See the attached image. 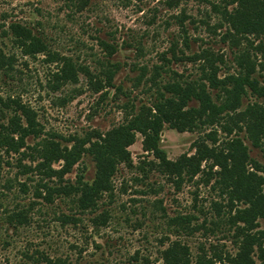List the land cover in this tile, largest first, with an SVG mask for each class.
Here are the masks:
<instances>
[{
    "label": "rangeland",
    "instance_id": "rangeland-1",
    "mask_svg": "<svg viewBox=\"0 0 264 264\" xmlns=\"http://www.w3.org/2000/svg\"><path fill=\"white\" fill-rule=\"evenodd\" d=\"M234 6L227 0H0V52L5 62H11L0 68V95L30 104L45 129L64 139L92 130L105 133L127 120L130 108L125 104H149L159 85L199 78L203 52L223 58L217 64L219 75L224 76L238 71L236 58L245 51L264 85V35H251L249 42L240 38L237 45L223 39L224 11ZM12 23L32 28L48 50L25 54L13 36H5ZM103 40L117 51L110 54ZM117 62L120 68L113 81L120 90L99 89L97 80L105 83ZM160 67L156 86L150 78ZM253 101L263 102L250 92L243 107ZM218 129V142L207 144L221 150L229 136ZM204 133L165 125L160 145L171 160H177L194 154L193 143ZM239 135L251 158L264 165V143L255 147L245 130ZM143 139L137 133L128 147L130 162L118 165L113 188L97 208L79 212L69 199H57L51 205L43 201L36 204L29 224L14 230L0 223V264L43 263L26 253L50 256L57 264H165L162 252L174 240L186 243L193 256L201 251L214 257L235 252L236 225L230 215L245 204L232 200L216 161H202L193 177H177L150 163L157 159L145 150ZM0 170L4 202L0 215L17 199L37 200L21 194L14 199V190L3 183L17 168L3 161ZM81 171L88 181L94 179L96 163L91 156H83L68 177L74 181ZM62 214H74L77 223L61 221ZM259 222L263 228L264 217ZM253 256L255 264H264L257 249ZM223 259L214 258L228 261Z\"/></svg>",
    "mask_w": 264,
    "mask_h": 264
},
{
    "label": "trees",
    "instance_id": "trees-1",
    "mask_svg": "<svg viewBox=\"0 0 264 264\" xmlns=\"http://www.w3.org/2000/svg\"><path fill=\"white\" fill-rule=\"evenodd\" d=\"M227 1L235 6L231 11H224L227 24L224 40L231 39L237 45L240 38L249 42L251 35H264V0ZM4 33L6 37L13 36L27 55L48 50L47 43L35 35L32 28L20 23L10 24ZM101 42L109 48L110 54L117 51L115 45L104 40ZM212 56L203 52L205 63L197 79L176 80L158 86L157 77L162 67L157 68V73L150 78L152 84L158 86L151 102H143L139 106L132 104L131 107L125 104L126 108H130L127 120L105 133L92 130L84 135L75 134L63 139L60 134L45 129L37 111L30 104L17 97L4 98L0 95V169L3 161L17 168L13 177L5 178L3 186L14 190V199L20 194L37 199L29 202L17 199L11 208L7 207L0 215V223L14 230L29 224L36 204L43 201L51 205L57 199H69L76 204L79 212L97 208L99 200L113 188L118 165L130 162L128 147L140 133L144 137L145 150L152 152L157 159L150 163L177 177H193L200 171L202 161L214 159L220 168L218 173L229 187L232 200L245 204L237 213L230 215V221L236 225L235 252L214 257L201 251L193 256L186 243L174 240L162 252L165 264H255V249L259 258H264V227L261 228L259 222V218L264 217V165L251 158L244 138L239 135L245 130L252 144L262 147L264 85L255 74V63L250 61L245 51L236 58L240 67L238 71L224 76L219 75L220 66L217 64L218 60L223 62V58ZM113 65L115 68L107 74L105 83L97 80L101 85L99 89L111 87L120 90V86L117 87L113 81L120 63ZM7 66H11V62H5L4 54L0 52V68ZM68 71H73L71 65ZM142 77L137 81L140 82ZM250 92L262 98L263 102H248L243 107L244 98ZM165 125L178 131L205 130L204 136L193 143L196 152L171 160L160 145ZM218 127L229 136L221 150L207 144V141L218 142ZM208 128L211 129L206 131ZM85 155L91 156L96 163L95 177L88 181L81 171L73 181L68 174ZM56 163L60 165L55 166ZM2 205L4 202L0 197ZM59 218L63 222L78 221L74 214H62ZM25 255L43 260L42 264H57L44 254ZM190 258L196 259L191 261ZM214 258H228V261H215Z\"/></svg>",
    "mask_w": 264,
    "mask_h": 264
}]
</instances>
